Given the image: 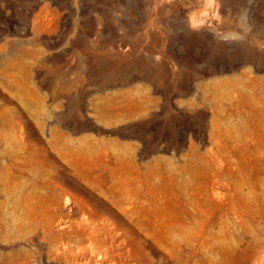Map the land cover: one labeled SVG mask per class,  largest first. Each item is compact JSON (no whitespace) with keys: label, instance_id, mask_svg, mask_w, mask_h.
I'll return each instance as SVG.
<instances>
[{"label":"rangeland","instance_id":"obj_1","mask_svg":"<svg viewBox=\"0 0 264 264\" xmlns=\"http://www.w3.org/2000/svg\"><path fill=\"white\" fill-rule=\"evenodd\" d=\"M254 240L264 0H0V264L220 263Z\"/></svg>","mask_w":264,"mask_h":264},{"label":"bare ground","instance_id":"obj_2","mask_svg":"<svg viewBox=\"0 0 264 264\" xmlns=\"http://www.w3.org/2000/svg\"><path fill=\"white\" fill-rule=\"evenodd\" d=\"M203 9L209 11L204 4ZM193 12H195L196 18L191 17L192 19L196 20L202 17V14L199 13L200 11L194 10ZM201 262V264H264V248L260 242L254 240L246 246H236L230 249L226 248V251L223 250L220 263L211 260H203Z\"/></svg>","mask_w":264,"mask_h":264},{"label":"water","instance_id":"obj_3","mask_svg":"<svg viewBox=\"0 0 264 264\" xmlns=\"http://www.w3.org/2000/svg\"><path fill=\"white\" fill-rule=\"evenodd\" d=\"M194 10H197V12H199V13H201L202 14V17L201 18H197L196 20L195 19H192L191 17L189 18V21H190V23H192V24H194V25H201V24H203V22H204V14L206 13V12H208L207 10H205V9H203V3L201 4V5H198V6H196L194 9H193V11Z\"/></svg>","mask_w":264,"mask_h":264}]
</instances>
